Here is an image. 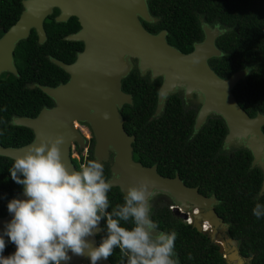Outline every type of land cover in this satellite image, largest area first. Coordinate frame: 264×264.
<instances>
[{
    "label": "water",
    "instance_id": "95a60500",
    "mask_svg": "<svg viewBox=\"0 0 264 264\" xmlns=\"http://www.w3.org/2000/svg\"><path fill=\"white\" fill-rule=\"evenodd\" d=\"M23 5L25 9L17 21L0 37V69L9 68L16 72L11 61V50L17 39L28 34L31 25L36 28L39 40L45 38L43 19L54 5L60 9L56 20L63 21L71 15L77 17L80 29L67 34L66 38L82 40L84 45L71 62L53 59L68 73V79L56 85H38L54 103L43 106L33 116L13 117L12 122L29 127L33 137L22 145L0 144V155L15 159L33 144L62 136L60 148L63 161L69 169H77L70 156V145L76 141L83 146L84 137L74 120L86 121L94 133L95 157L101 160L111 150L114 153L110 163L112 176L107 179L112 186H118L125 195L129 186L147 179L157 192L171 195L176 204L173 212L183 219L187 218L191 207L197 206L200 211L190 215L191 224L209 235L229 264H243L246 258L241 255L237 240L227 234L225 221L212 208L216 198L187 185L178 174L164 175L157 171L155 164L144 165L134 159V135L125 130L124 118L119 110L123 103L132 101L131 94L121 88V79L130 68L128 57L134 56L139 58L142 69L149 67L155 75H163L159 100L177 86H184L187 93L193 89L200 91L203 102L196 117V126L205 120L209 112L219 113L228 127L225 141L245 140L253 153V163L258 161L264 169V112L257 111L250 115L239 104L232 90L249 68H238L222 77L208 63L210 57L222 53L215 40L223 29L217 25L203 24L202 40L196 42L190 51L183 52L166 40V29L154 33L143 25L140 18L151 19L147 0H23ZM105 114L107 119L104 118ZM262 191L264 178L260 187ZM12 199L23 200L27 197L22 189L10 196L8 202ZM205 207L208 208L207 212H203ZM11 219L12 214L8 210L0 215V235ZM204 219L208 220L212 229H203ZM214 227L218 229L217 233L213 232ZM100 232L101 222L95 235L88 237L93 247L99 245L97 234ZM69 256L71 259L62 263L91 264L87 256H76L71 252ZM97 264L113 263L108 258Z\"/></svg>",
    "mask_w": 264,
    "mask_h": 264
},
{
    "label": "trees",
    "instance_id": "16d2710c",
    "mask_svg": "<svg viewBox=\"0 0 264 264\" xmlns=\"http://www.w3.org/2000/svg\"><path fill=\"white\" fill-rule=\"evenodd\" d=\"M148 5L156 14L162 15L161 22L156 29L166 28L168 39L183 51L192 49V42L202 38L200 18L208 25H218L222 28L223 32L216 38V44L222 53L210 58L209 62L222 77L230 75L238 68H249V71L232 90L239 104L250 115L256 114L257 111L264 112V0H148ZM8 6V0H0V20L9 23L16 18L19 7L13 5V17L10 18L6 15ZM156 7L159 9H155ZM57 23L63 27L62 35L68 31L66 24L74 25L72 29L78 27L74 16L68 21ZM145 23L148 25L147 22ZM61 40L72 42L64 38ZM78 47L81 48V45ZM74 55L75 52L70 57L64 54L59 56L62 60L70 62ZM44 63L46 72H50L45 77L33 78L28 74L21 77L15 76L10 82L0 85L1 145H22L33 137V132L29 127L12 122L13 115L33 116L42 106L53 104L51 97L38 85L30 88L25 83L38 81L42 85H56L67 79L66 71L50 59L46 57ZM129 77L133 76L129 75L126 78ZM139 85L143 90L144 84ZM144 91L149 93L147 89ZM141 95L134 91V107L128 105L130 116L137 115L134 109L140 99L138 96ZM209 127L214 129L213 125L205 124L201 130L204 136L205 155L196 159L199 169L195 167L194 171H203L204 178H199L202 180L201 184L209 185L215 190L219 199L217 210L229 223L228 233L237 240L241 255L247 259L249 264H264V217L258 219L252 212L257 203L264 205V192L259 196L255 195L261 175L253 172L255 168L248 169L247 156L220 154L215 158V162H212L213 153L209 151L220 143L224 129L222 128L218 138L217 134H211L213 132L209 130ZM262 129L264 132V125ZM138 138L134 142L136 148H139L137 147ZM151 148L150 145L147 150L152 154L155 150ZM161 153L158 151L155 156V159L159 160V172L172 175L173 170H166L172 165L181 171V157L175 155V150L171 159L170 155ZM136 157L145 164H151L155 160L146 155L136 154ZM142 157L148 159L145 160ZM88 159L94 158L89 155L86 160ZM13 162V158L0 155V215H4L8 210V198L23 189V186L13 181L10 176L9 169ZM76 168L78 169L79 166L77 165ZM104 169L105 177H107L108 168L105 164ZM108 196L110 201L108 211L123 203L124 195L118 186H112ZM151 219L158 224L160 231L176 233L174 250L178 264H229L220 253L219 246L210 239L207 233L197 230L191 223L173 215L167 204L154 208ZM104 225L105 221L102 220V232L97 234L98 243L106 235ZM122 226L131 227L130 224ZM5 242L3 255L6 257L11 255L16 248L7 236ZM109 260L113 264H126V257L122 256L118 248L114 249Z\"/></svg>",
    "mask_w": 264,
    "mask_h": 264
},
{
    "label": "clouds",
    "instance_id": "9594fccd",
    "mask_svg": "<svg viewBox=\"0 0 264 264\" xmlns=\"http://www.w3.org/2000/svg\"><path fill=\"white\" fill-rule=\"evenodd\" d=\"M62 143V136L49 138L14 159L9 173L23 186L27 199L7 204L12 219L0 235V264H62L71 259L69 252L97 264L115 248L126 264H178L176 233L158 231L150 217V201L158 194L152 182L141 179L129 186L123 203L108 211L112 183L105 177L104 164L88 159L78 170L69 169ZM252 212L258 219L264 217V205L257 203ZM102 220L106 235L93 247L88 237L95 235ZM202 226L208 230L210 224L203 220ZM5 236L16 248L6 257Z\"/></svg>",
    "mask_w": 264,
    "mask_h": 264
},
{
    "label": "flooded vegetation",
    "instance_id": "af4514ba",
    "mask_svg": "<svg viewBox=\"0 0 264 264\" xmlns=\"http://www.w3.org/2000/svg\"><path fill=\"white\" fill-rule=\"evenodd\" d=\"M8 4L9 6L6 14L8 17L10 18L13 17V5L19 7V12L16 18L9 23L0 20V37L4 34V32L7 29H9L17 21L20 14L25 9L23 5V0H8ZM147 7L151 19L144 20L143 18H140L143 25L149 31L154 33H157L161 29H166L164 27L156 29L157 25L161 22L162 15L160 13L156 14L155 11H152L150 9L148 5V0H147ZM155 9H159V8L156 7ZM59 12H60L59 7L54 5L51 9V12L47 14L43 19L45 38L42 41L39 40V35L36 31V28L32 25L29 27L28 34L26 36L21 37L17 39V41H15L13 48L11 50V55H12L11 61L16 69V72H14L9 68H1L0 85L10 82L12 78L15 76L21 77L22 75L28 74L33 78L45 77L47 74L50 73V72H46L45 70L44 61L46 57L50 59L52 62H54L53 61L54 58L62 60V58H60L61 54H64L66 57H70L73 54V52H75L73 60L75 59L77 53L80 50H82L84 43L82 40L68 39L66 38V35L77 32L80 29V23L76 16L74 15L69 16L66 20L63 21H68L72 16H74L76 17V20L78 22V27L72 29L74 25L66 24L65 26H67L68 31L62 35L63 27L57 23L61 21L55 19L56 16L59 14ZM199 20L204 36L203 24L206 23L203 22L202 18H200ZM145 22H147L148 25ZM150 28L153 30H151ZM167 34H168V30L166 29V34H165L166 40L171 45L183 51L178 46L171 43V41L168 39ZM61 38L70 40L72 42H63ZM202 38L193 41L192 46H194L196 42L201 41ZM215 44H216V40H215ZM78 45H81V48H79ZM62 52H66V53H62ZM183 52H187V51H183ZM209 59H208V63L210 64ZM128 61L130 63V68L128 73L121 79V88L125 92L131 94L132 101L128 103L127 102L123 103L122 106L119 108V110L124 118L123 125L125 130L129 134L134 135V140L132 141V146H133L132 155L134 159L139 160L141 163H143L141 159H138L136 157V154H138L139 156L146 155L147 157H151L155 159L156 158L155 156L157 155L158 151H161L162 155H168V156L170 155L171 156L170 159H171L173 157L172 153L175 150V155L181 157L180 162L182 164L180 165V167L182 168H180L181 171L177 170V168L173 167V165L172 167L166 168V170H173V174L169 176H174L175 174H178L179 177L187 185L197 187L198 191L206 196L215 197L216 201L212 203V208L224 220L223 216L217 210L219 199L215 190L209 185L206 186L201 184L202 180H200L199 178L201 179L204 178L203 171H198V172L194 171V168L197 167L196 159L197 158L199 159V157L202 156L204 157L205 155L204 154L205 148L203 142L204 136L201 130L203 129L205 124H210L213 125L214 128L212 129L211 127H209V130L213 132L211 133L212 135H216V134L218 135L220 134L222 128L224 129V134L223 135L220 134L221 135L220 143L216 145L214 149H212V151H209L213 153L212 162H215V158L218 157V155L220 154L227 156L238 155L240 157L247 156L249 163L248 169L255 168L253 172L259 173V175H261L260 184L258 189L255 191V195L259 196L264 192V191L260 192L261 183L264 178V169L260 166L258 161L253 163V158H254L253 153L250 150V148L247 146V144H245L246 143L245 140L235 139L232 142L225 141V137L228 132V127L224 118L219 113L214 111L209 112L205 120L199 126H196V117L203 102L200 91L193 89L189 93H187L186 88L184 86H177L173 91H170L167 94H165L163 99L159 100L158 92L160 85L163 81V75L162 74L155 75L152 69H150L149 67L146 69H142L139 65L140 64L139 58L137 57L129 56ZM129 75L133 77L126 78ZM68 77L69 75L67 76V79ZM25 84L30 88H34V86L39 85L40 83L38 81H31V82L27 81ZM139 84H144L145 86L144 89H147L149 93L144 91V89L142 90V87L140 88L141 85ZM134 91L135 93H141L142 95L138 96L140 97V99L138 101L137 107H135L134 109L137 115L130 116L131 114L129 112V107L130 106L134 107ZM52 101L54 103L53 99ZM13 117H15V115H13L12 118ZM76 125L78 126L79 131L84 137V145L80 146L76 141L72 142L70 145V156L73 164L75 166L77 165L79 166L81 162L86 161L89 155H91L94 159L97 158L94 155L95 138L90 125L86 121H77ZM175 130L178 131L175 132ZM220 135H218V138ZM137 137H139L138 138L139 140L137 142L138 143L137 147L139 148H136L134 144ZM150 145L152 147L151 149L155 150V152H152V154L149 153V151L147 150V148ZM246 150L248 152H246ZM113 154L114 153L111 150L106 158L100 160L108 168V175L106 179L112 176V172L110 170V163L112 162ZM142 158L145 160L148 159L146 157H142ZM158 162L159 160L155 159L151 164H145V163L143 164L144 165L155 164L157 171L159 172L160 168L158 167ZM198 169L199 168L197 167V170ZM188 181L191 182V184ZM150 204H151L150 217L154 208H156L157 206H162L164 204L168 205V208H170L173 215L179 217L173 212V208L176 205L175 201L171 197V195L167 193L159 191L158 194L154 197V199L150 201ZM195 208L198 207L194 206L189 209V211L187 212L188 216L190 215L192 216L197 213ZM198 209L200 211V208ZM207 211L208 208L205 207L203 209V212H207ZM225 223L227 225L226 232L229 235L228 233L229 223L227 221H225ZM207 229L210 230L212 228L208 226Z\"/></svg>",
    "mask_w": 264,
    "mask_h": 264
},
{
    "label": "bare ground",
    "instance_id": "6f19581e",
    "mask_svg": "<svg viewBox=\"0 0 264 264\" xmlns=\"http://www.w3.org/2000/svg\"><path fill=\"white\" fill-rule=\"evenodd\" d=\"M196 212L199 213V209L198 208H195ZM196 213V214H197ZM204 222H205V225L208 223V220L207 219H204ZM218 229H216V227L213 228V232L217 233ZM221 242L223 244H225V241L224 240H221Z\"/></svg>",
    "mask_w": 264,
    "mask_h": 264
},
{
    "label": "rangeland",
    "instance_id": "374dc122",
    "mask_svg": "<svg viewBox=\"0 0 264 264\" xmlns=\"http://www.w3.org/2000/svg\"><path fill=\"white\" fill-rule=\"evenodd\" d=\"M74 124L78 128V126L76 125L77 124V120H74ZM243 264H249L248 261H247V259H244V263Z\"/></svg>",
    "mask_w": 264,
    "mask_h": 264
},
{
    "label": "built area",
    "instance_id": "2783aa9c",
    "mask_svg": "<svg viewBox=\"0 0 264 264\" xmlns=\"http://www.w3.org/2000/svg\"><path fill=\"white\" fill-rule=\"evenodd\" d=\"M181 209V208H180ZM187 222H191V218H190V216H188L187 217V220H186Z\"/></svg>",
    "mask_w": 264,
    "mask_h": 264
}]
</instances>
